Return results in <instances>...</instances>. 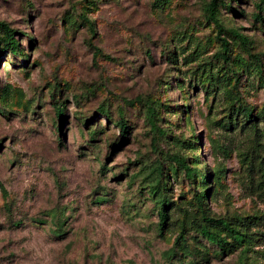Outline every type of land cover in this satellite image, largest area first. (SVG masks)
<instances>
[{
  "label": "rangeland",
  "instance_id": "1",
  "mask_svg": "<svg viewBox=\"0 0 264 264\" xmlns=\"http://www.w3.org/2000/svg\"><path fill=\"white\" fill-rule=\"evenodd\" d=\"M258 1L221 8L222 26L246 39L225 35L223 60L209 0H0L21 49L0 55V264H264ZM243 107L257 130L236 125ZM171 155L208 174L209 215L245 234L241 246L229 238L218 253L198 232L200 176L174 172ZM157 165L171 201L162 228Z\"/></svg>",
  "mask_w": 264,
  "mask_h": 264
},
{
  "label": "trees",
  "instance_id": "2",
  "mask_svg": "<svg viewBox=\"0 0 264 264\" xmlns=\"http://www.w3.org/2000/svg\"><path fill=\"white\" fill-rule=\"evenodd\" d=\"M232 1L235 0H209V2L205 5V19L211 23L215 30H216V38L220 44V51L217 55L223 59L228 60L229 54V42L225 35L230 36L235 41L239 42L242 45L246 44V39L239 34L234 29H225L220 20V10L221 8H225L232 13H236L235 10L230 5ZM257 14L253 16L256 20L263 21L264 20V0H259L256 4ZM86 22H88L86 20ZM15 30L11 29L6 23L0 22V55L8 52L9 54L17 55L21 54V49L19 46V42L15 39ZM95 55L100 53L98 48H94ZM54 111L57 116V120L62 126L63 118H64V109L63 106H55ZM148 121L150 123L151 130L161 133L155 123L156 113L155 110L151 107L148 108ZM252 110L246 107H243L239 112L241 116V122L236 120V125H239L242 129L245 126L250 127L252 129H256L257 124L253 121L252 117ZM257 115L259 117H257ZM256 115V120L261 119L264 123V108ZM118 126L120 127V131L122 135H126L127 130V123L121 117L118 120ZM169 160L174 164L172 170L174 172L183 171L185 177L188 179H194L197 181V177L200 176V185L203 190H199L195 193L194 199L197 206L198 211L200 212L202 219L204 221L203 224H200L198 227V232L206 239L209 245L216 247L217 252L223 253L229 247V242L227 240L229 238L232 239V243L241 246L244 242L245 234H242L238 229L229 223V221L223 219H214L209 215V209L207 206V199H208V184H209V176L208 174H202L197 171L196 168H192L187 164V161L180 155H171L169 156ZM252 172V171H251ZM151 176L153 180L150 184V192L154 197L155 206L158 209L157 216L159 218V227L162 228L169 222L170 219V208H171V201L162 195L161 191L164 186V182L162 181L163 178V170L160 165H157L151 172ZM217 227L222 232L225 233V236L220 235L216 231H211L210 227ZM186 242L185 233L182 229L179 233L178 237L175 239L173 247L167 252V254L174 253V249L177 248L180 244Z\"/></svg>",
  "mask_w": 264,
  "mask_h": 264
}]
</instances>
